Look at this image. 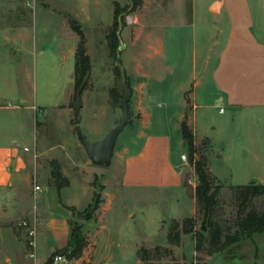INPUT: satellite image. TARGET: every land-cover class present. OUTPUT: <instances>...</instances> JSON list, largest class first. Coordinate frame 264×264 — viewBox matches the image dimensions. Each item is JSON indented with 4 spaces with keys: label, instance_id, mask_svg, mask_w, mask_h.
<instances>
[{
    "label": "rangeland",
    "instance_id": "1",
    "mask_svg": "<svg viewBox=\"0 0 264 264\" xmlns=\"http://www.w3.org/2000/svg\"><path fill=\"white\" fill-rule=\"evenodd\" d=\"M7 1L14 2L15 0H0V12H6ZM37 1L40 7H43L42 4H48L43 8L53 11L54 17L58 20L56 26L61 28L62 38L67 40L65 47L69 50L64 54L57 49L48 47L32 54L30 71L29 73L23 72L26 73V78H23L24 74L21 72L16 78L18 72L14 70L20 65L15 61L8 63L0 61V82L3 84V81L10 75L15 85L14 92H12L13 97L0 99V142L5 144L10 143L11 139H16V149L22 150L21 152L25 155H30L31 159L30 180L27 183H20L18 186L19 193L23 194L22 203L24 206L15 212L12 220L8 221L12 232L19 239L13 238L10 229L0 231V264H8L6 257L10 253L14 257L13 263L15 264H26L30 261L33 264H48L47 261L52 256L53 264L194 263L187 261V258H175L173 249L175 245L170 244L168 240L170 225L173 220H176L172 219L173 217L179 218L178 220L183 222L185 218L197 216L193 190L198 184V178L191 162L187 142V148L184 151L188 157L187 169L183 172L184 186H170L168 189L139 188L131 185L121 187L119 179L122 174V165L120 164H122L124 150L129 146L133 135L131 130L134 120L130 112L131 121L119 136L112 164L108 167L94 165L77 136L75 125L74 105L77 90L74 71L79 36L71 29L69 23V17L74 16L71 6L74 0ZM113 1L119 2L122 6L130 2V0H103L104 12L100 17L102 24L93 23L92 26L84 29L87 50L92 61V71L88 85L83 90L89 110L86 111L83 108L81 110L84 119L81 122V128L91 141L104 138L119 124L122 117L120 104L122 92L117 96L114 92L120 76L116 71V58L111 53L107 41L110 23L113 20ZM210 1L142 0L140 7L126 15L129 28L125 26L122 30L121 62L125 66L127 60L136 54L134 48L140 50L145 46L146 39L144 37L154 27L153 23L144 22V17L147 15L152 18L165 13L177 19L181 17L187 19L186 27L183 29L185 33L177 38L175 37L178 33L176 27L181 22L170 24L172 25L170 27H173L171 31L174 32V39H177V47L174 45V40H168L170 64L175 65V49L179 47L182 55L176 57L183 60L186 68L189 66L195 28L198 31L195 44L198 47V57L201 61L202 51L206 52L212 43L209 38L212 37L213 28H215L212 13L209 11ZM249 2L254 12H259L264 6V0H249ZM193 3L195 18L192 13ZM13 10L16 13V10ZM8 21H10L9 26L20 24L13 15ZM71 33H74L73 37L69 36ZM72 48H75V51L70 50ZM7 67L11 69V72L8 73ZM213 86L212 79L206 82L204 89H199L200 98L204 96L206 101H212ZM18 89L19 92L21 91V98L16 94ZM69 92H71L70 96ZM84 97L82 101H84ZM21 99H27V103H22ZM196 103L200 104L203 101L199 99ZM25 105H34V109H25L23 108ZM19 106L23 107L19 109ZM68 106L72 107L71 114L67 111ZM95 106L102 107V111L97 114L94 111ZM222 107L225 111H221ZM96 114L97 117H95ZM232 114V110L224 102L219 103L218 106L214 104L208 108H199L198 136L195 142V158L204 156L208 162L210 159L212 170L216 171L219 177L225 181L224 183L220 182L210 170L215 183L223 187L216 219L224 230V236L234 234L238 230L239 201L235 187L250 184L256 177L264 180V108L258 107L253 110L247 108L233 118ZM213 127L216 128L212 129ZM205 133L210 139H214L213 143L210 139L201 137ZM180 139L179 134L172 133V142L169 145H171L176 161H179L177 159L181 157L182 152ZM24 147H28V149L25 150ZM163 152L162 148L159 153L161 159ZM221 152L224 153L225 160L218 157ZM68 157L71 159L68 160ZM54 160L59 162L63 175L65 168L68 175L64 176L72 183L64 186L60 191L51 176V162ZM175 168L174 166L173 169L176 170ZM173 169L171 166L160 168V171L165 173L164 176H168V180L172 184L177 180ZM144 172V169L133 172L132 180H141L144 177ZM36 184L43 187V191L38 194L35 193ZM100 190L103 196L102 204L106 205L110 200V205L113 207L106 219L108 227L114 232V243H112L110 252L115 254V258H92L95 244L94 235L99 226L95 220L88 221L81 215L92 202L94 192ZM61 199L78 206L74 219L71 221L84 224L88 245L91 241L93 242L86 254L76 260H70L68 257L69 230L67 231V229H70V221L68 223L67 220L72 217L69 216V211L61 206ZM4 204L6 205L5 201H3ZM251 208L262 212L264 196L256 197ZM9 209L11 210V208ZM23 221L27 222V226L19 225ZM65 222L69 225L68 228L65 226L66 233L62 228ZM54 224L57 228L53 227ZM196 224L197 230L201 231L202 221L200 218ZM34 228L35 249L33 248L34 256H31L29 255L28 242L32 240L33 236L28 235V231ZM188 238V234H186L185 246L190 251L191 246L187 244ZM154 242L167 243L166 247L172 249L173 255L162 258H157L154 255L148 258V254L144 250L149 248L146 245H152ZM203 246L201 253L196 258L198 263L208 260L207 252L214 249L208 241ZM138 247L143 249L137 252ZM257 248H259V258L264 260V234H255L250 239L223 247L212 254L220 253L222 258H231L232 256L255 258Z\"/></svg>",
    "mask_w": 264,
    "mask_h": 264
},
{
    "label": "crops",
    "instance_id": "2",
    "mask_svg": "<svg viewBox=\"0 0 264 264\" xmlns=\"http://www.w3.org/2000/svg\"><path fill=\"white\" fill-rule=\"evenodd\" d=\"M115 2L117 1H113V18ZM5 5L7 6L6 12H0V23H2L0 25V61L3 60L6 63L15 61L20 65L14 70L18 72L16 78H18L19 72L29 73L32 54L39 50L48 47L63 53L69 50L65 47L67 40L62 38L61 28L56 26L58 20L54 17L53 11L43 8L48 4H42L43 7H40L37 0H15L14 2L7 1ZM71 6L74 17L79 20L83 29L92 26L93 23L102 24L100 17L104 12L103 0H74ZM13 9L16 10V13ZM209 11L212 13L215 26L213 35L209 38L212 43L206 52L201 50L203 57L200 61L198 47L195 44L198 31L195 28L193 50L187 68L183 60L176 57L182 55L179 47L175 49V65L173 66L169 61L168 50L169 39L174 40V45L177 47V39H174V32L171 31L173 27H170L172 26L170 24L181 22L180 25L175 26L178 30L175 36L177 38L185 33L183 29L186 27L187 19L185 17L177 19L167 13L152 18L147 15L144 17V22L153 23L154 28L145 35V46L140 50L135 47L136 54L125 63L132 92L129 104L134 125L131 130L133 135L130 144L125 148L122 164H120L122 165V174L119 179L121 187L131 185L139 188L168 189L170 186H184L183 172L187 169L186 162L181 157V160L180 158L177 159L179 161L175 160L169 144L172 142V133L179 134L182 145L180 156L185 153L187 145L182 133V124L186 122L196 138L198 136L199 108H208L214 104L218 106L219 103L224 102L232 110V118L247 108L249 110L258 107L264 108V6L257 13L252 9L249 0H211ZM192 13L195 18L194 3ZM12 15L20 23L19 25H8L10 22L8 20ZM112 24L113 20L110 26ZM73 35L74 33L69 34L71 37ZM70 50L75 51V48ZM6 70L8 73L11 72L9 67ZM26 73H23V78H26ZM7 78L3 84L0 82V99L13 97L12 92H14L15 85L10 75ZM210 79L213 80L214 97L212 101L208 102L204 96L200 98L198 93L199 89H204L206 82ZM16 91L18 92L16 94L21 98V91L19 92V89ZM84 96L82 94V100ZM199 99L203 103L197 104ZM21 102L27 103V99H21ZM33 107L34 105H25L23 108L30 110L34 109ZM82 108L86 111L89 110L85 97ZM67 111L71 114L72 107L68 106ZM94 111L98 114L102 111V107L95 106ZM221 111H225L223 107ZM83 120L82 118V122ZM214 128L216 127L212 129ZM201 137L210 139L207 133ZM210 141L213 143L214 139H210ZM16 145V139H11L10 143L5 144L0 142V231L12 229L8 221L12 220L15 212L24 206L22 203L23 194L19 193L18 186L20 183L29 182L31 177L30 155H25L21 152L22 150L18 151ZM26 148L28 147H24L25 150ZM162 148L164 152L161 159L159 153ZM218 157L226 159L223 152L219 153ZM67 159L69 160L71 157ZM209 165L214 177L224 183L225 181L219 177L218 173L212 170L210 159ZM168 166H171L172 169L174 166L176 167V170L173 169L177 177L174 184L168 180V176H164L165 173L160 171L161 167ZM138 169L145 170L144 177L141 180L133 181V172ZM64 175H68L65 168ZM254 181L264 184V180H260L258 177ZM38 193L36 192V194ZM3 201L6 205H3ZM60 203L72 217L67 220L69 223L74 219V215L65 206L77 208L78 206L62 201V199ZM103 204L88 220H95L99 226L94 235L95 244L92 258H115V254L110 252L112 243H114V232L108 227L106 219L113 207L110 205V200L106 205ZM172 219L178 220L179 218L173 217ZM68 223L65 222L62 225L64 232L65 226L69 227ZM82 226L84 232L85 225L82 224ZM53 227L57 228L56 224ZM68 230L70 240L71 231L69 228ZM187 234L189 237L187 244L191 246V250L186 249V234H182L180 245L173 247L175 258H187V261L194 262L192 264H264V260L259 258V248L255 250V258H247L248 256L222 258L220 253L207 252L206 255L209 259L198 263L196 258L201 251L196 249L194 234ZM12 236L14 239H19L13 232ZM155 242L152 245H146L149 247L148 249H153L158 245H168ZM120 244L122 245V243ZM92 245L91 241L84 250V255ZM137 249L138 252L141 247ZM13 261V255L7 254L6 262L15 264ZM26 264H33V262L30 261Z\"/></svg>",
    "mask_w": 264,
    "mask_h": 264
},
{
    "label": "trees",
    "instance_id": "3",
    "mask_svg": "<svg viewBox=\"0 0 264 264\" xmlns=\"http://www.w3.org/2000/svg\"><path fill=\"white\" fill-rule=\"evenodd\" d=\"M141 4L142 0H130L125 6H122L119 2H115L113 24L107 34V41L109 49L116 59L123 48L122 30L127 25L126 15L135 11ZM69 23L71 29L79 36L75 54V85L77 90L83 83H85L86 86L88 85V79L92 71V61L87 50L86 35L82 24L74 16L69 17ZM116 71L120 76V71L117 66ZM127 80L129 84L128 76ZM114 92L115 96H117L121 91L116 87ZM120 96L123 97V93L122 95L120 94ZM182 133L189 147L191 162L194 165L195 173L198 178V184L193 190L197 205V216L185 218L183 222L173 220L168 231V240L170 244L180 245L182 234L193 233L196 241V249L198 251H201L204 247V243L208 241L214 248L210 252H214L223 249V247L231 246L241 240L250 239L255 234H264V210L259 212L251 208L256 197L264 196V184H258L256 181H253L250 184L235 187L237 191L235 193H237L236 196L239 201V215L237 218L238 230L234 234H227L224 236V230L218 219H216V211L220 203V193L223 187L215 183L209 168L208 159L204 156L197 159L195 158L196 138L186 122L182 124ZM51 165V176L54 184L60 191L64 186L69 185L70 181L63 175L60 164L56 160L52 161ZM102 202L103 196L101 190L95 191L92 202L81 215L87 220L91 219L100 208ZM65 207L71 210L73 215L75 214V206ZM198 218L202 221L201 231H198L196 228ZM203 226H206V230L203 229ZM82 227L81 223L70 221L71 234L68 245V257L70 260L82 257L88 245V239ZM28 247H30V252H32L33 247L30 245V242H28ZM144 251L148 254V258L154 255L157 258L173 255L172 249L166 246H156L151 250L145 249ZM53 261L54 259L52 256L47 263L53 264Z\"/></svg>",
    "mask_w": 264,
    "mask_h": 264
},
{
    "label": "water",
    "instance_id": "4",
    "mask_svg": "<svg viewBox=\"0 0 264 264\" xmlns=\"http://www.w3.org/2000/svg\"><path fill=\"white\" fill-rule=\"evenodd\" d=\"M116 66L120 71V80L118 82V89L123 93V97L121 99V109H122V117L120 119L119 124L111 130L106 136L102 139L91 141L84 134L81 128L82 122V94L85 89L86 84L83 83L76 91L75 94V125L77 136L85 148V151L92 161L94 165L108 167L112 164L115 147L117 145L120 134L124 131L125 127L130 123V101L132 98V92L127 80V72L124 64L121 62L120 53L116 59ZM203 229L206 230V226H203Z\"/></svg>",
    "mask_w": 264,
    "mask_h": 264
},
{
    "label": "built area",
    "instance_id": "5",
    "mask_svg": "<svg viewBox=\"0 0 264 264\" xmlns=\"http://www.w3.org/2000/svg\"><path fill=\"white\" fill-rule=\"evenodd\" d=\"M27 149H28V148H26V150H27ZM35 156H37V155L35 154ZM181 158H182L183 161L188 162V157H187V154H186V153H183V154L181 155ZM42 190H43V187H42L41 185H39V184H36V185H35V193H36V192H41ZM19 225H20L21 227L27 226V222H26V221H23V222H21ZM35 227H36V226H35ZM28 235L33 236L32 240L30 241V245L35 249V243H34L35 228H34V229H30V230L28 231ZM29 253H30L29 255L34 256V252H33V251H32V252H29Z\"/></svg>",
    "mask_w": 264,
    "mask_h": 264
}]
</instances>
